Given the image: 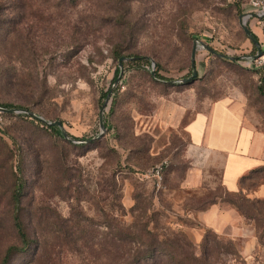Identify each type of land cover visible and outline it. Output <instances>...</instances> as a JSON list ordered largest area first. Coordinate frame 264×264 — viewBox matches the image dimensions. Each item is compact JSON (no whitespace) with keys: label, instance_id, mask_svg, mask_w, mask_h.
<instances>
[{"label":"rangeland","instance_id":"obj_1","mask_svg":"<svg viewBox=\"0 0 264 264\" xmlns=\"http://www.w3.org/2000/svg\"><path fill=\"white\" fill-rule=\"evenodd\" d=\"M242 1H133L135 46L123 54L144 55L147 62L137 65L126 59L117 83L118 60L109 51L117 35L106 12L108 0L44 2L17 17L18 32L6 39L0 33V103L21 105L47 121L58 119L68 137L76 139L69 141L61 132L57 137L48 124L26 113L0 112V258L8 245L18 244L8 214L13 208L8 201L11 162L25 173L22 220L44 251L33 262V244L10 264H93L96 253L73 251V235L60 232L73 224L77 210L92 218L85 220L87 232L80 238L91 244L109 239L106 217L131 222L141 210L154 214L159 230L181 231L189 238L186 230L192 224L203 236L207 228L188 214L212 201L225 202L229 194L217 182L204 192L182 187L191 164L201 159L189 145L185 123L214 100L233 96L242 101L246 121L264 133V27L247 17L257 40L246 35L239 25L247 8ZM20 38L29 42L24 52L14 44ZM195 40L196 78L183 81L191 74ZM201 43L228 56H252L257 47L261 55L229 61ZM7 81L11 84L6 86ZM105 91H110L103 111L105 130L97 138ZM87 138L91 140L83 145ZM10 153L15 154L11 160ZM162 160L169 165L157 187L148 172ZM262 180L264 171L251 174L247 189ZM261 241L246 259L249 264H264V237ZM194 244L198 253L199 243Z\"/></svg>","mask_w":264,"mask_h":264},{"label":"trees","instance_id":"obj_2","mask_svg":"<svg viewBox=\"0 0 264 264\" xmlns=\"http://www.w3.org/2000/svg\"><path fill=\"white\" fill-rule=\"evenodd\" d=\"M78 1L0 0V33H2V36L6 34V39L13 31L18 32V26H15L17 17H20L19 15L31 6L37 7L40 4H44V2H54L56 5H76ZM133 1L135 0H108L110 7L106 9V12L110 13L111 30L115 31L117 35V41L112 43L109 51L110 56L116 60L121 56L135 57L128 59V63L139 65L142 62H147V57L144 58V55L137 54H123L124 50L135 46L136 22L132 19L131 7ZM241 2L243 3L242 0ZM252 37L254 40H257L256 35L252 34ZM10 44L12 46L13 41ZM14 44L17 45L16 47H18L19 51L24 52L28 48L29 42L26 39L20 38L19 41L15 39ZM222 59L225 60L226 58ZM118 72L119 68L116 67L113 82ZM262 80H264L263 76ZM10 84L11 82L7 81L4 85ZM18 84L26 86L24 82ZM106 94L107 91L102 93V97H105ZM113 104L114 100L111 102L110 109H112ZM0 106L23 108L21 105L9 102L0 103ZM20 115L26 116L23 113ZM47 128L57 137H61L57 126L47 125ZM87 144V142L83 143V145ZM14 157L15 154L10 153L8 159L11 160ZM10 167V193L8 201L13 205V208L8 214L18 244H10L4 249L0 258V264H10L17 256L26 253L33 244L35 245L34 251L30 252V255L33 258V262H36L43 255L44 247L41 243L33 241L29 236L26 225L22 220V212L19 209L24 196V169L21 166L14 165L13 162H11ZM261 171H264V168L254 170L247 177H243V179H249L251 174ZM226 192L229 195L225 199V202L234 206L246 219L253 223L257 239L259 244H261V239L264 237V219L260 217V214L264 212V199H251L241 191L235 193ZM153 215L147 216L145 210H141V212H138L134 216L131 222H125L120 221L116 216L111 214L103 220L104 233L109 235V239L105 242L91 244L80 240V238L87 232L85 220L91 221L92 218L86 217L77 210L75 213L73 212V224L66 226V229L64 228L60 232H62L63 236L67 237L73 235V251H80L81 248H84L86 250L81 252L88 253L89 256L96 253V256H94L96 259H91V263L93 264H249L239 254L231 240L219 237L211 229H204V234L198 244L200 251L197 253L196 245L185 233L181 231L167 232L166 230H159L157 223L153 222ZM92 248L94 250H91ZM220 255L228 257V261H222L219 257ZM24 264H32V261Z\"/></svg>","mask_w":264,"mask_h":264},{"label":"crops","instance_id":"obj_3","mask_svg":"<svg viewBox=\"0 0 264 264\" xmlns=\"http://www.w3.org/2000/svg\"><path fill=\"white\" fill-rule=\"evenodd\" d=\"M184 130L194 154L201 159L189 167L182 179L183 188L204 192L217 182L230 193L241 191L251 199H264V180L248 190V178L243 179L264 168V133L246 121L240 99L225 96L214 100L207 110L193 114ZM190 213L189 220L231 240L245 259L252 258L260 245L253 223L226 202L212 201ZM189 226L186 233L190 240L199 243L200 227Z\"/></svg>","mask_w":264,"mask_h":264},{"label":"water","instance_id":"obj_4","mask_svg":"<svg viewBox=\"0 0 264 264\" xmlns=\"http://www.w3.org/2000/svg\"><path fill=\"white\" fill-rule=\"evenodd\" d=\"M252 15H255V13L253 12H244L242 14L239 15V25L241 26V28L243 29V31L246 33V35L253 41L255 42V40L253 39L252 37V33H251V30L247 27L246 25V18L249 17V16H252ZM198 42L195 40L192 44V48H191V53H190V59H191V74L189 77L187 78H184L183 81H188V80H192L193 78L196 77V70H195V62H194V56H195V51L198 47ZM201 45L203 47H205L209 52L217 55V56H220L222 58H227V59H230V60H237V59H241V58H245V57H252V59H256L257 57H259L261 55V50L259 49V47H257V53L255 55H237V56H228V55H225V54H221L217 51H215L214 49L208 47L207 45L201 43ZM144 58H146V56H143ZM130 58H135V57H125V56H121L119 59H118V68H119V72H118V75L117 77L115 78L114 80V83H117L120 79H121V76L123 74V68H122V62L126 59H130ZM153 64V62H152ZM151 74H153V70H151ZM110 97V91L107 92L106 96H105V99L98 111V125H99V128H100V132L99 134L97 135V138L101 137V135L103 134V131L105 130V126H104V121H103V111H104V107L108 101ZM0 112H3V113H26L28 114L29 116L35 118V119H38L39 121L43 122V123H46L48 125H53V126H57L62 134V136L69 140V141H75L76 139L74 138H69L67 133L63 130V127H62V123L60 120L56 119V120H53V121H47L46 119H44L43 117L33 113L32 111H30L29 109H26V108H15V107H1L0 106ZM91 139L90 138H87V139H82V141L84 142H89Z\"/></svg>","mask_w":264,"mask_h":264},{"label":"built area","instance_id":"obj_5","mask_svg":"<svg viewBox=\"0 0 264 264\" xmlns=\"http://www.w3.org/2000/svg\"><path fill=\"white\" fill-rule=\"evenodd\" d=\"M244 3L247 7L246 12L255 13V15H252L251 17L264 27V0H244ZM168 165L169 163L167 160H162L153 165V167L149 170L148 174L154 179L157 187L160 186L163 173L168 168Z\"/></svg>","mask_w":264,"mask_h":264}]
</instances>
